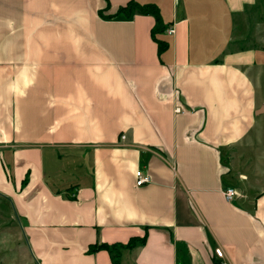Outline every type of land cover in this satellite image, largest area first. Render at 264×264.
Instances as JSON below:
<instances>
[{"label": "crops", "instance_id": "0c3cea01", "mask_svg": "<svg viewBox=\"0 0 264 264\" xmlns=\"http://www.w3.org/2000/svg\"><path fill=\"white\" fill-rule=\"evenodd\" d=\"M130 1L0 0V264H264V0Z\"/></svg>", "mask_w": 264, "mask_h": 264}, {"label": "trees", "instance_id": "16d2710c", "mask_svg": "<svg viewBox=\"0 0 264 264\" xmlns=\"http://www.w3.org/2000/svg\"><path fill=\"white\" fill-rule=\"evenodd\" d=\"M125 14L126 16H131L133 13H138V14H152L156 17L157 20V24L153 29V36L154 38L157 40L158 42V46H159V51H163L164 49L167 48L168 44L163 41V40H159L156 38V34L159 32L163 31V24H162V19H161V14H160V8L158 5L154 4V3H139L135 0H131L130 2H128L126 5L121 6L116 14L114 15H118V14ZM101 14L103 15V12H101ZM114 15H109V16H105L106 18H111L114 17ZM145 241V237L144 238H132L127 244H123V245H109L106 243H96V244H92L89 248L90 252L99 250V249H108L109 251H111L112 253L114 252L115 249H117L118 247H127V248H132L135 245H137L138 243H143ZM114 263L115 264H119V259L117 258V256L114 254ZM216 264H220V262H217Z\"/></svg>", "mask_w": 264, "mask_h": 264}, {"label": "rangeland", "instance_id": "374dc122", "mask_svg": "<svg viewBox=\"0 0 264 264\" xmlns=\"http://www.w3.org/2000/svg\"><path fill=\"white\" fill-rule=\"evenodd\" d=\"M1 198V197H0ZM11 206L9 202L0 200V258L11 257L12 254L17 252L19 249L13 250L12 239H9L10 232L13 233L15 225L19 224L18 218L10 210ZM11 242V243H10ZM14 242H18V239H15Z\"/></svg>", "mask_w": 264, "mask_h": 264}, {"label": "built area", "instance_id": "2783aa9c", "mask_svg": "<svg viewBox=\"0 0 264 264\" xmlns=\"http://www.w3.org/2000/svg\"><path fill=\"white\" fill-rule=\"evenodd\" d=\"M176 31L175 27H170L168 29V32L170 34H174ZM177 111L180 112L181 109L180 108H177ZM122 138L124 139L125 138V135L122 136ZM136 176H137V180H136V183L138 186H143L149 182H151V176L144 172L143 170L139 169L137 172H136ZM240 195V192L234 188V187H227L224 189V196H225V199L229 202L231 201H234L237 197H239ZM215 254L216 256L221 260L220 264H228V262H226L225 260V252H224V249L221 247V246H217L215 248Z\"/></svg>", "mask_w": 264, "mask_h": 264}]
</instances>
